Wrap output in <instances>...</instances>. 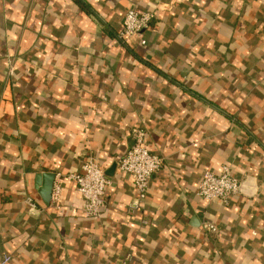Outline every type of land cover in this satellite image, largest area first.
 <instances>
[{"label": "crops", "instance_id": "crops-1", "mask_svg": "<svg viewBox=\"0 0 264 264\" xmlns=\"http://www.w3.org/2000/svg\"><path fill=\"white\" fill-rule=\"evenodd\" d=\"M130 8L155 18L122 41ZM136 128L163 167L131 212L138 190L118 161ZM89 159L112 179L92 218L70 177ZM224 164L241 192L202 199L203 173ZM5 254L9 264H264V0H0Z\"/></svg>", "mask_w": 264, "mask_h": 264}, {"label": "built area", "instance_id": "built-area-1", "mask_svg": "<svg viewBox=\"0 0 264 264\" xmlns=\"http://www.w3.org/2000/svg\"><path fill=\"white\" fill-rule=\"evenodd\" d=\"M155 18L153 10H139L130 8L126 13L122 31L119 34L122 41H129L140 36L148 29ZM142 44L146 39L142 38ZM134 145L119 159L118 167L121 172L132 177L138 190L137 197L130 203L131 212L143 207L150 180L153 175L163 167V158L153 153L146 145V133L141 128L133 130ZM77 182V189L82 197L81 209L87 217H97L102 213L105 204V192L112 184V179L107 175L104 167L94 159L87 160L82 171L70 175ZM63 179L57 177L53 185L52 200L55 206H62ZM241 192V181L233 173L230 164H224L220 172L207 169L202 176L197 188L198 195L207 201L221 199L228 203L230 199ZM31 207H35L32 198L28 199ZM203 231L218 232V226L204 223ZM131 257H129L130 259ZM12 260L10 254H5L0 259V264H9Z\"/></svg>", "mask_w": 264, "mask_h": 264}]
</instances>
